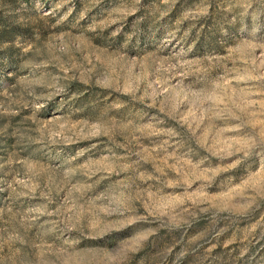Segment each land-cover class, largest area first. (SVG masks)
<instances>
[{"label":"rangeland","instance_id":"rangeland-1","mask_svg":"<svg viewBox=\"0 0 264 264\" xmlns=\"http://www.w3.org/2000/svg\"><path fill=\"white\" fill-rule=\"evenodd\" d=\"M0 264H264V0H0Z\"/></svg>","mask_w":264,"mask_h":264}]
</instances>
